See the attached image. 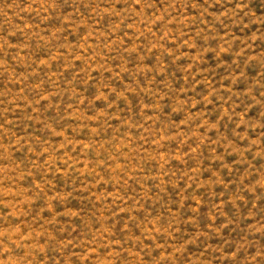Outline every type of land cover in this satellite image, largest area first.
<instances>
[{
	"label": "rangeland",
	"instance_id": "1",
	"mask_svg": "<svg viewBox=\"0 0 264 264\" xmlns=\"http://www.w3.org/2000/svg\"><path fill=\"white\" fill-rule=\"evenodd\" d=\"M0 264H264V0H0Z\"/></svg>",
	"mask_w": 264,
	"mask_h": 264
}]
</instances>
